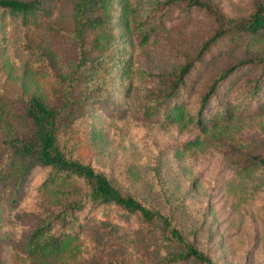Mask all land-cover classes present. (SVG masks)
<instances>
[{
    "label": "rangeland",
    "instance_id": "374dc122",
    "mask_svg": "<svg viewBox=\"0 0 264 264\" xmlns=\"http://www.w3.org/2000/svg\"><path fill=\"white\" fill-rule=\"evenodd\" d=\"M66 1L47 0L49 14L45 21L68 29ZM137 1L110 0L112 37L105 44L98 46L93 33L86 37L87 58L96 70L74 91L80 89L86 96L90 93L91 109L73 120L67 144H72L74 155L89 161L120 191L138 196L167 216L185 240L202 250L208 247L215 264H264V168L238 171L221 153L222 146L210 142V136L220 137L226 143L264 154V113L238 114L230 122L209 129L210 136L200 135L188 125L134 118L124 90L127 83L140 93L143 68L172 71L179 56L193 54L210 28V22L200 13L192 12L185 21L182 12H174L169 17L170 25L154 37L151 45L139 46L117 18L124 7L136 6ZM155 1L139 0L143 11ZM216 1L230 16L249 11V0ZM61 40L46 38L31 27L19 25L7 13H0V97L11 100L19 113V92L47 101L55 88L54 77L69 74L75 52L68 40ZM26 41L42 49L45 56L22 51ZM248 45L264 49V39H253ZM225 49L224 43L218 44L211 58L189 75L192 92L199 91L222 61L242 48ZM45 61L50 63L49 71L43 70ZM251 75L240 71L233 78L242 81ZM188 139L195 144L184 150L169 148L157 156L159 149ZM149 160L158 163L156 171ZM40 176L39 171H32L26 190L16 197L12 195V182L0 184V264H40L44 259L21 252V235L31 226L32 218L17 217L45 205L44 196L33 190ZM104 215L93 216L79 227L77 252L69 256V261L83 262L90 255H99L104 260L120 258L126 264H137L145 258L153 239L143 232L137 219L115 211Z\"/></svg>",
    "mask_w": 264,
    "mask_h": 264
},
{
    "label": "trees",
    "instance_id": "16d2710c",
    "mask_svg": "<svg viewBox=\"0 0 264 264\" xmlns=\"http://www.w3.org/2000/svg\"><path fill=\"white\" fill-rule=\"evenodd\" d=\"M137 2L136 6L124 7L117 18L139 46L151 45L154 37L170 25L169 17L174 12H182L185 21L192 12L200 13L210 22V28L193 54L179 56L172 71L143 68L140 93L127 83L124 90L134 118L164 125H188L206 136L209 129L230 122L238 114L264 113V49L248 45L253 39H264V0H249V11L237 16L225 14L216 0H156L148 11H143L142 4ZM66 3L68 29L45 21L49 14L47 0H0V13H7L19 25L31 27L46 38L68 40L75 52L69 74L54 77L55 88L47 101L19 92L22 101L19 113L11 100L0 97V184L12 182V195L16 197L26 190L29 175L37 170L41 176L33 190L45 199L41 210L17 215L19 219L32 218L31 226L21 235V252L28 257L43 256L40 264H126L120 258L104 260L99 255H90L83 262L69 261V256L77 252L79 227L93 216L104 217L115 211L137 219L143 232L153 239L145 258L137 264H215L208 247L202 250L185 240L167 216L138 196L120 191L89 161L74 155L72 144H67L73 120L91 109L90 93L86 96L80 89L74 91L96 70L87 58L86 37L93 33L98 46L105 44L112 37V15L110 0ZM223 43L225 50L242 49L234 50L235 54L222 61L200 90L192 92L189 75ZM21 50L45 56L32 42H24ZM47 67L49 61H45L43 70L49 71ZM240 71L252 75L235 81L233 77ZM210 137V142L222 146L221 153L236 170L264 168V154L244 145L226 143L220 137ZM194 144L191 139L181 140L159 149L157 156L169 148L184 150ZM149 162L156 171V160Z\"/></svg>",
    "mask_w": 264,
    "mask_h": 264
}]
</instances>
